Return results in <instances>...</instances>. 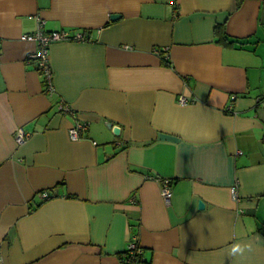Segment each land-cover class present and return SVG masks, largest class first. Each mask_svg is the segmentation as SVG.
Returning a JSON list of instances; mask_svg holds the SVG:
<instances>
[{
	"label": "crops",
	"instance_id": "0c3cea01",
	"mask_svg": "<svg viewBox=\"0 0 264 264\" xmlns=\"http://www.w3.org/2000/svg\"><path fill=\"white\" fill-rule=\"evenodd\" d=\"M263 138L264 0H0V264H264Z\"/></svg>",
	"mask_w": 264,
	"mask_h": 264
},
{
	"label": "built area",
	"instance_id": "2783aa9c",
	"mask_svg": "<svg viewBox=\"0 0 264 264\" xmlns=\"http://www.w3.org/2000/svg\"><path fill=\"white\" fill-rule=\"evenodd\" d=\"M84 33L77 32L72 34L70 31L67 30H51L45 31L43 29V24L40 22V26L37 31L34 33H27L24 36L25 40H30L41 44L40 49L35 52L31 53L30 57L33 61L36 62V65L39 69H43L45 73H47L49 84L48 88L52 89L53 84L51 80V68L49 67V48L51 42L53 41H64V40H80L84 39ZM179 100L182 104H187L188 99L184 95L179 96ZM60 111L62 113L72 112L71 107L68 104H61ZM87 123L79 122L71 127L70 136L72 139L77 140L84 135V133L88 130ZM25 138V132H20L17 137V142L23 141ZM95 143H97L95 141ZM162 197H164L165 201L168 203L171 200V196L173 193V188L171 185L170 178L164 179L162 182ZM234 196L237 198L238 194L236 190L233 191ZM44 197L48 195V192L43 193ZM144 252V247L141 246L139 243V239L137 236H133V238L128 242L127 249L124 252V257L122 260L126 262V264H150L149 262L145 261V257H139L136 254H142ZM144 258V259H143ZM2 259V254L0 253V260Z\"/></svg>",
	"mask_w": 264,
	"mask_h": 264
},
{
	"label": "clouds",
	"instance_id": "9594fccd",
	"mask_svg": "<svg viewBox=\"0 0 264 264\" xmlns=\"http://www.w3.org/2000/svg\"><path fill=\"white\" fill-rule=\"evenodd\" d=\"M251 251L252 250V245L249 244H245L242 245L240 243H234L233 245H231L230 250H229V256H238V255H243L245 253V251Z\"/></svg>",
	"mask_w": 264,
	"mask_h": 264
},
{
	"label": "water",
	"instance_id": "95a60500",
	"mask_svg": "<svg viewBox=\"0 0 264 264\" xmlns=\"http://www.w3.org/2000/svg\"><path fill=\"white\" fill-rule=\"evenodd\" d=\"M114 19H116V18H118V17H116V16H112ZM107 126H109L111 129H114V133L115 134H119L120 133V128H119V126H113V123H111V122H108L107 123ZM199 208H201V209H204L205 207H204V202L201 200L200 202H199Z\"/></svg>",
	"mask_w": 264,
	"mask_h": 264
},
{
	"label": "trees",
	"instance_id": "16d2710c",
	"mask_svg": "<svg viewBox=\"0 0 264 264\" xmlns=\"http://www.w3.org/2000/svg\"><path fill=\"white\" fill-rule=\"evenodd\" d=\"M162 57H163V59H164V62H165L166 64H168L169 66H171L172 63H171V61H170V58H166V56H162ZM263 142H264V138H263ZM144 251H145V250H144ZM124 252H125V251H124ZM124 252L122 253L121 258L124 257V256H123ZM136 255H138L139 257H143V256L145 257L144 252H143V255H142V254H136ZM143 259H144V258H143ZM144 260L150 263V260H149V259L145 258ZM124 263L126 264L125 261H124Z\"/></svg>",
	"mask_w": 264,
	"mask_h": 264
},
{
	"label": "rangeland",
	"instance_id": "374dc122",
	"mask_svg": "<svg viewBox=\"0 0 264 264\" xmlns=\"http://www.w3.org/2000/svg\"><path fill=\"white\" fill-rule=\"evenodd\" d=\"M128 245V244H127ZM1 253V252H0ZM2 254V253H1ZM3 257V256H2ZM2 260V259H1Z\"/></svg>",
	"mask_w": 264,
	"mask_h": 264
}]
</instances>
